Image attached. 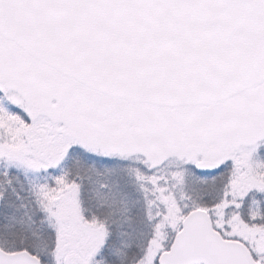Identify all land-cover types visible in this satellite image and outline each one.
Returning <instances> with one entry per match:
<instances>
[{
  "label": "snow or ice",
  "instance_id": "6c2138e0",
  "mask_svg": "<svg viewBox=\"0 0 264 264\" xmlns=\"http://www.w3.org/2000/svg\"><path fill=\"white\" fill-rule=\"evenodd\" d=\"M0 264H264V0H0Z\"/></svg>",
  "mask_w": 264,
  "mask_h": 264
}]
</instances>
